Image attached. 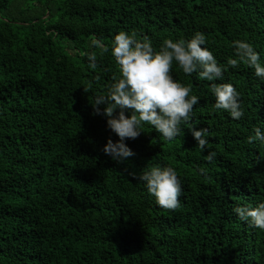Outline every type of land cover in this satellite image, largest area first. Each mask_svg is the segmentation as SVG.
<instances>
[{"label": "trees", "instance_id": "16d2710c", "mask_svg": "<svg viewBox=\"0 0 264 264\" xmlns=\"http://www.w3.org/2000/svg\"><path fill=\"white\" fill-rule=\"evenodd\" d=\"M120 31L156 51L201 32L224 66L233 41H246L264 66V0H0V264H264V230L233 212L264 202V142L248 143L256 127L264 133V79L242 63L201 80L173 62L174 80L200 100L190 120L171 141L143 124L118 164L102 151L119 140L106 105L100 115L93 107L120 75L111 55ZM82 52H96L95 70ZM213 83L236 88L241 119L214 108ZM191 128L208 129L204 151ZM152 166L176 171V210L129 174Z\"/></svg>", "mask_w": 264, "mask_h": 264}, {"label": "clouds", "instance_id": "9594fccd", "mask_svg": "<svg viewBox=\"0 0 264 264\" xmlns=\"http://www.w3.org/2000/svg\"><path fill=\"white\" fill-rule=\"evenodd\" d=\"M205 43V34L196 32L189 40L164 39L159 51H156L147 36L137 38L135 31L131 34L120 31L115 35L111 55L119 67L120 75L112 77L114 82L110 84L107 95L94 98L93 107L94 115H100V106L106 105L103 115L107 117V127L119 137L115 143L111 138L107 140L102 149L105 155L118 164L132 157L134 153L125 144V140L137 139L143 124L151 125L169 141L181 135L182 123L190 120L193 108L200 100L196 95H191L190 86L174 80L171 75L173 62L186 76L198 72L201 80H222L228 68H238L242 63L254 69L255 76L264 79L260 55L251 44L241 40L233 41L235 58L229 57L227 66H224L218 63L211 51L202 47ZM92 45L100 49L101 55L109 52V48L95 37L92 38ZM81 55L87 57L90 69L97 68L96 52H82ZM211 90L215 96L216 110L226 111L234 120L244 116L239 93L231 83H213ZM117 110L118 114L114 115ZM126 110H131L130 116L125 115ZM190 131L198 142V148L204 151L208 145V129L197 131L191 128ZM254 133V136L248 137V143L264 142V133L259 127L254 129ZM215 158L214 151H209L205 156L208 163H212ZM199 171L203 174L207 170L201 167ZM129 174L145 184L160 208L174 211L180 207L182 185L174 168L152 166L139 175ZM233 212L250 227L264 230V202L254 207L237 206Z\"/></svg>", "mask_w": 264, "mask_h": 264}]
</instances>
